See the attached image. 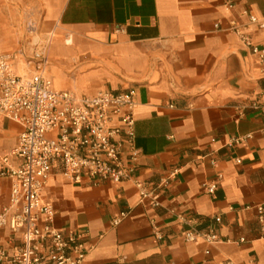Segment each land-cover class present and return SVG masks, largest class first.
Returning a JSON list of instances; mask_svg holds the SVG:
<instances>
[{
  "label": "crops",
  "instance_id": "obj_1",
  "mask_svg": "<svg viewBox=\"0 0 264 264\" xmlns=\"http://www.w3.org/2000/svg\"><path fill=\"white\" fill-rule=\"evenodd\" d=\"M248 15L263 17L264 0H0V53L29 52L33 44L16 32L32 22L46 35L54 90H134L136 177L149 189L167 182L154 207L131 181L75 185L55 169L42 199L58 229L86 233L83 264H264L255 211L241 209L264 205V61L230 31L234 23L264 48V29ZM18 132L2 121L0 149H12ZM219 176L214 194L205 193ZM9 192L1 178L0 213ZM180 214L196 230L213 228L220 242H184ZM10 237L0 231L6 249Z\"/></svg>",
  "mask_w": 264,
  "mask_h": 264
},
{
  "label": "built area",
  "instance_id": "obj_2",
  "mask_svg": "<svg viewBox=\"0 0 264 264\" xmlns=\"http://www.w3.org/2000/svg\"><path fill=\"white\" fill-rule=\"evenodd\" d=\"M248 20L264 29V16L248 15ZM230 31L264 61V48L254 46L242 28L231 23ZM46 49L35 45L29 52L20 48L16 53H0V123L19 126L15 146L9 151L0 149V179L10 182L9 204L0 213V231L7 229L11 235L9 249L0 238V264H83L89 250L86 233L58 229L54 207L42 199L55 169L75 185L87 180L92 185L131 181L140 200L149 199L154 207L159 205L158 190L167 186L164 181L149 189L136 177L140 151L135 146L134 90L101 91L92 96L56 91L45 72L49 65ZM250 137L231 138L230 145H243ZM220 178L205 183V193L213 195ZM241 209L255 211L259 238L264 240V205ZM126 215L119 213L111 224L118 225ZM177 220L187 226L181 234L184 242H220L213 228L196 230L183 214ZM213 220L220 223L221 216L215 215ZM154 236L161 239L156 227Z\"/></svg>",
  "mask_w": 264,
  "mask_h": 264
},
{
  "label": "rangeland",
  "instance_id": "obj_3",
  "mask_svg": "<svg viewBox=\"0 0 264 264\" xmlns=\"http://www.w3.org/2000/svg\"><path fill=\"white\" fill-rule=\"evenodd\" d=\"M32 22H28L27 25L24 27L26 31H24L23 33L22 32H16L17 35H20L24 41H28L30 43L33 44V47L36 45V46H45L47 48L48 46V42H47V39H46V35L44 34L43 36L45 38H42L43 36L41 35V33L37 32V30L33 29L34 27L31 26ZM26 34V36H25ZM42 36V37H41Z\"/></svg>",
  "mask_w": 264,
  "mask_h": 264
}]
</instances>
